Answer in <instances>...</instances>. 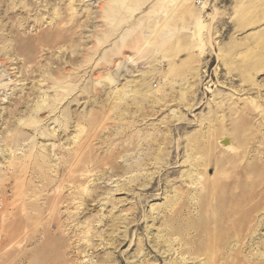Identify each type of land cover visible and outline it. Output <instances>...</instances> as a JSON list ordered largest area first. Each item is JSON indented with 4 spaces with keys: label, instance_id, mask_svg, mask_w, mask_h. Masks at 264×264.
<instances>
[{
    "label": "rangeland",
    "instance_id": "rangeland-1",
    "mask_svg": "<svg viewBox=\"0 0 264 264\" xmlns=\"http://www.w3.org/2000/svg\"><path fill=\"white\" fill-rule=\"evenodd\" d=\"M2 233L0 264H264V0H0Z\"/></svg>",
    "mask_w": 264,
    "mask_h": 264
},
{
    "label": "bare ground",
    "instance_id": "bare-ground-1",
    "mask_svg": "<svg viewBox=\"0 0 264 264\" xmlns=\"http://www.w3.org/2000/svg\"><path fill=\"white\" fill-rule=\"evenodd\" d=\"M63 22H64V19L62 20V18H55V20H53V27H56V25H58V26H60L61 24H63ZM57 26V27H58ZM56 27V28H57ZM61 27V26H60ZM70 31H72V28H70ZM58 33H60V32H58ZM44 35V34H43ZM62 39V38H61ZM56 43V42H55ZM49 101V100H48ZM45 102H46V100H45ZM16 140L15 139H13V140H11V141H9L8 143H9V145H10V147L12 148V147H14L15 146V142ZM226 142V144H227V146L229 147L230 145L228 144V141H225ZM13 153V152H12ZM132 166H134V165H132ZM19 166H18V164L16 165L15 164V162H12L11 164H9L8 165V169H10V170H12V172H15V171H17V170H19ZM82 172V171H81ZM16 173V172H15ZM14 174V173H13ZM16 177V176H15ZM59 195H61L62 196V194H61V192H60V194ZM15 196V195H14ZM58 196V195H57ZM60 197V196H59ZM219 197L221 198L222 197V194H220L219 193ZM226 197V196H225ZM15 198V197H14ZM21 198V197H20ZM56 198V197H55ZM223 198V197H222ZM68 199V198H67ZM16 200V199H15ZM218 200V199H217ZM224 200V199H223ZM242 199L241 198H235V200H233L231 203H228L227 205H222V206H218L217 207V210L218 211H233V210H236L237 208H238V206H239V202L241 201ZM14 202V201H13ZM49 202V201H48ZM222 204V203H221ZM220 204V201H219V205H221ZM47 209V208H46ZM50 210V209H49ZM49 212V211H48ZM22 213V212H21ZM225 217H231V213L230 214H227V216H225ZM224 218V217H223ZM50 219V218H49ZM219 220V222L220 221H223L224 219H218ZM52 222H53V220H52ZM49 223V222H48ZM5 225V224H4ZM48 225V224H47ZM52 224H50L49 226H51ZM11 229V228H10ZM16 230V229H15ZM14 231V230H13ZM19 230H17V232H18ZM17 232H15V234L13 233V232H11V231H9V234H8V237L7 238H10V239H13V237H15V235L17 234ZM202 233V232H201ZM19 234V233H18ZM33 234V233H32ZM31 234V235H32ZM46 234V233H45ZM219 234V230L217 229V230H215V231H211V230H209L208 229V231H206L205 232V234L204 233H202V236L204 235V238H206L207 239V241H208V243L209 244H207V247H205L204 248V251H207L208 253H212V252H214V248L213 247H211V246H214V245H212L211 244V240H213V238H215L217 235ZM0 235H2L3 236V233L2 234H0ZM21 235H23V234H21ZM18 236V235H17ZM36 236H38V234L36 235ZM47 236H49V235H47ZM201 236V237H202ZM33 237V236H32ZM199 237V236H198ZM7 238L5 239V238H2V239H5L6 241H7ZM24 238V237H23ZM50 238V237H49ZM34 239V238H33ZM4 240V241H5ZM14 240H16V239H14ZM13 240V241H14ZM35 240V239H34ZM33 240V241H34ZM5 241V242H6ZM29 242V241H28ZM213 242V241H212ZM1 243V242H0ZM3 244V243H2ZM211 244V245H210ZM203 251V250H202ZM214 254V253H213ZM211 255V254H210ZM211 257V256H210Z\"/></svg>",
    "mask_w": 264,
    "mask_h": 264
}]
</instances>
